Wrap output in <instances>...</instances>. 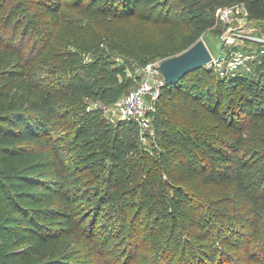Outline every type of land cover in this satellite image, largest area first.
Returning a JSON list of instances; mask_svg holds the SVG:
<instances>
[{
	"label": "trees",
	"instance_id": "obj_1",
	"mask_svg": "<svg viewBox=\"0 0 264 264\" xmlns=\"http://www.w3.org/2000/svg\"><path fill=\"white\" fill-rule=\"evenodd\" d=\"M170 1L0 0V264H92L98 252L118 261L120 253L130 257L120 244L145 209L162 213L169 226L163 239L152 236L156 246L149 264H226L229 246L242 247L250 261L264 264V59L257 80L242 73L220 79L205 66L162 87L159 98L184 95L210 124L188 125L154 113L150 148L138 147L136 122H111L103 108L84 110V99L97 98L104 107L128 92L125 70L110 62L112 49H127L128 37L102 33L100 25L131 23L140 6L158 13L151 21L157 24L164 13L181 8L189 17V48L216 24V11L224 6L244 3L250 18L264 23V0ZM38 15L49 17L44 36L51 41L43 85L29 82L21 50L26 39L42 33ZM7 85L13 95L5 102ZM72 111L76 118L62 120ZM55 124L64 129L57 141L67 148L50 142ZM192 176L221 186L222 203L230 206L215 207L221 203L216 198L175 183ZM193 197L208 200L199 201L205 207L197 216L186 211ZM232 205L235 215L229 216ZM208 214L224 222L215 238L206 226ZM185 220L196 230L183 234ZM222 227L237 236L228 239ZM243 230L259 246H245Z\"/></svg>",
	"mask_w": 264,
	"mask_h": 264
},
{
	"label": "rangeland",
	"instance_id": "obj_2",
	"mask_svg": "<svg viewBox=\"0 0 264 264\" xmlns=\"http://www.w3.org/2000/svg\"><path fill=\"white\" fill-rule=\"evenodd\" d=\"M65 5H68V0H61ZM174 1V0H171ZM169 3H172V2ZM29 10L33 13L37 11V7L34 5L27 6ZM148 7L140 6L136 12L131 15L130 22H111L106 23L105 26L100 25L96 29H100L102 33H119L121 35H127L128 41L126 42L127 49L124 50H113L111 51L112 55L110 57V62L114 66L122 67L126 73L127 81L124 82L126 86V90L129 92L130 90L137 87L138 82L143 77L144 71L149 67H157L160 62L164 59H167L172 56H176L187 49L186 44V34L190 28V22L188 21L189 17L186 12H182L181 8L178 10L172 11L170 13H164L162 19L157 24L151 22L152 20H156L158 17V13L154 12L153 14L150 12ZM157 9L156 11H158ZM114 8L108 11V14H113ZM150 15L149 21H143L144 16ZM121 16V15H118ZM39 19V28L42 33L35 34L25 40V46L21 48L23 55L29 62V82L32 84L33 82H39L40 85L44 84L45 79L49 76L48 71L50 70L49 65L45 64L43 58L46 56L47 49L51 45V41L47 42L46 36H44V25L45 21L49 19L47 15H38ZM219 22L204 31L199 39H203L207 48L211 52L212 55H216L221 48L222 45V33H216L219 30ZM50 29L53 32L57 31V27H51ZM257 36H264V23H257L256 25ZM222 27V26H220ZM48 28V27H46ZM104 30V31H102ZM5 40V39H4ZM122 41V39H121ZM123 42V41H122ZM56 44V43H55ZM14 46H18L20 48V43L15 41ZM123 47V44H120ZM138 59L141 61H146V65H142L141 62H138ZM256 70V69H255ZM259 71H255L254 73H249L247 76L252 79L259 78ZM13 95V91H11V87L7 85L3 94L1 95L2 99L5 102ZM23 100L20 99L19 103ZM83 104L85 107V112H98L100 108H106L107 106H101V103L97 98H89L84 99ZM74 111L66 114L65 118L62 120H68L70 118H76L72 114ZM154 113L158 115V117L162 115H167L171 117L174 121L177 122H185L186 124H197V125H208L210 124L209 117L205 114V112L200 110L193 111L191 109V105L189 103V99L184 97V95H179L175 93L173 98H167L165 95L161 96L159 100L157 99ZM104 114V111H103ZM105 115V114H104ZM106 116V115H105ZM112 122V121H111ZM61 123V122H60ZM64 129L59 124H55L52 131L49 133L50 142L53 144H57V146H63V148H67L63 141H57L59 138L63 136ZM150 133V132H149ZM145 134L142 135L141 130L138 127V147L140 149L150 148V145H153V138L151 135ZM28 148H34L33 145H29ZM172 176H176L175 173H170ZM178 182L183 185L187 189L195 190L194 193L203 194L204 197L207 198H216L221 203L216 204L213 203L215 207L225 208L230 206L224 205V194H222L223 189L221 186H216L213 184H201L199 176L185 177L183 181L175 180V183ZM204 197H200L196 199H190L187 202L186 211H190L192 215L197 216V214L204 209L205 206H199V201L203 200V204L205 205ZM223 197V199H222ZM208 201L207 199H205ZM211 204V203H210ZM212 205V206H213ZM240 209L242 208V204H239ZM236 209L233 205L229 207V216L235 215ZM212 213V212H211ZM133 215V209L128 210V218ZM137 215V214H136ZM206 221V219H205ZM168 221L164 219V215L159 213L158 211H149L147 209L143 210L140 216L136 217V222L133 224L134 226L131 228L130 235H128L124 241L120 244V247L128 248L130 250L129 255L123 256L120 253V260H113L109 258V254L106 252H98L94 256V260L92 264H149V261L154 254L153 246H156V243L153 241L155 237L164 238V236L168 233ZM208 224L206 225L208 228H211V237L215 238V233L217 232V226L219 224L224 223L220 217H216L214 215L208 214V220L206 221ZM193 224L188 223L185 220L184 233L193 232L196 230V226L193 228ZM237 226V224H235ZM114 234L118 233L119 224H114ZM239 228V227H238ZM223 235L227 234L228 239L233 240L237 235L233 232H226L224 227ZM240 230V228H239ZM241 232V231H240ZM116 235V234H115ZM241 239L244 241L245 246L248 247L255 246L258 243H251L250 238L251 235L248 230H243L241 233ZM159 239V238H157ZM123 240V239H122ZM115 249L118 248V244L121 242L116 241ZM221 242V241H220ZM218 244V242H216ZM259 246V245H256ZM130 247V248H129ZM228 255L230 259H227L226 264H255L250 261L247 257L244 249L238 248L236 246H229L227 249ZM133 260V261H131Z\"/></svg>",
	"mask_w": 264,
	"mask_h": 264
},
{
	"label": "built area",
	"instance_id": "obj_3",
	"mask_svg": "<svg viewBox=\"0 0 264 264\" xmlns=\"http://www.w3.org/2000/svg\"><path fill=\"white\" fill-rule=\"evenodd\" d=\"M216 20L223 26L222 45L207 67L220 79L238 73H254L264 59V36L255 34L257 22L250 18L245 4L234 3L219 8ZM162 79L157 67L147 68L137 87L104 108V114L112 122L134 121L142 135L150 132L153 138L152 122Z\"/></svg>",
	"mask_w": 264,
	"mask_h": 264
},
{
	"label": "water",
	"instance_id": "obj_4",
	"mask_svg": "<svg viewBox=\"0 0 264 264\" xmlns=\"http://www.w3.org/2000/svg\"><path fill=\"white\" fill-rule=\"evenodd\" d=\"M211 60L212 54L204 40L198 39L182 53L160 62L157 68L163 76L161 86L177 84L189 73L207 66Z\"/></svg>",
	"mask_w": 264,
	"mask_h": 264
}]
</instances>
